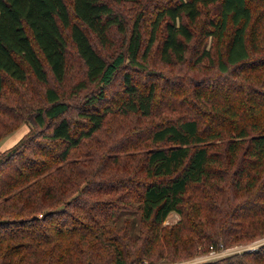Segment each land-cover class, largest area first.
<instances>
[{"label": "trees", "instance_id": "1", "mask_svg": "<svg viewBox=\"0 0 264 264\" xmlns=\"http://www.w3.org/2000/svg\"><path fill=\"white\" fill-rule=\"evenodd\" d=\"M69 1L73 11L68 0H0V96L9 78L24 82L30 73L38 82L49 83L51 71L57 81L63 82L68 62L64 28H69L87 65L88 79L97 86L96 93L85 96L86 104L103 99L108 86L128 63L130 68L124 72L127 97L120 109L123 113L150 115L156 86L140 90L131 69L142 67L160 30L163 59L184 62L204 8L213 7L216 15L209 19L205 33L217 41L218 66L225 74L223 89L234 88L251 97L242 103L241 112L230 103L223 106V127L203 125L198 116L180 117L156 126L151 138L164 145L153 146L146 153L148 179L135 209L140 210L141 222L156 228L155 238H159L171 211L189 216V189L209 183L217 185L219 181H213V177L218 176L223 184L211 185L213 198L207 189L200 188L204 189L201 197L209 203L216 199L217 192L223 191V201L206 207L215 217L199 214L201 226L197 230L205 233L201 244L205 249L220 248L232 240L263 234L264 57L254 59L253 54L260 48L261 37L264 41V0H173L155 13L143 50L142 19L138 16L127 48L110 60L96 48L87 28L105 45L110 42L112 26L126 32V18L106 0ZM223 43L226 44L222 50ZM205 57H214L210 47L204 48L199 60ZM254 93L258 97L252 96ZM44 99L46 103L35 108L33 118L41 127H51V131L26 135L0 153V264H130L116 236L120 233L114 230L118 228L120 213L134 201L121 198L100 203L93 210L80 203L83 212L63 210L88 182L87 178L80 180L87 171L71 159L72 152L103 128L111 107L82 108L79 114L90 123L76 133L66 115L71 104L60 91L48 86ZM225 135L230 136L226 144L223 142L226 148L222 176L218 175L221 169L216 168L222 165V155L215 148V140L224 139ZM242 192L250 193L239 201ZM124 201L130 203L118 204ZM190 206L195 212L203 208L200 203ZM110 208L115 211H108ZM211 226L221 237L212 235L208 229ZM100 246L108 248V261L103 259ZM151 248L150 245L146 250ZM203 264H264V243Z\"/></svg>", "mask_w": 264, "mask_h": 264}, {"label": "rangeland", "instance_id": "2", "mask_svg": "<svg viewBox=\"0 0 264 264\" xmlns=\"http://www.w3.org/2000/svg\"><path fill=\"white\" fill-rule=\"evenodd\" d=\"M106 1L126 18V32L121 31L116 25L112 26L110 42L104 45L94 33L88 28L87 30L99 52L110 60L122 49L127 48L133 22L138 16L142 19L143 50L150 36L151 21L155 13L161 6L173 0ZM68 3L73 11L72 3L69 0ZM72 15L73 19H76L74 13ZM214 15L216 12L213 7L204 8L196 24V35L190 43L187 59L184 62H166L163 59L161 52L163 31L160 30L147 60H143L142 67L131 69L140 90L146 91L151 85L156 86L153 112L150 115L133 111L123 113L120 109L121 103L127 97L124 72L130 68L128 63L120 69L114 81L108 86L103 99L95 104H86L85 96L96 93L97 86L88 79L87 65L78 53L69 28H64L68 42V62L67 74L63 82L57 81L51 71H49V83L38 82L30 73L29 78L24 82L9 78L4 93L0 96V153L26 135H43L51 131V127H41L33 118L35 108L46 103L44 91L48 86H55L70 102L71 106L66 115L71 119L72 129L76 133L90 123L87 118L79 114L82 108L102 110L106 106L111 107L103 128L86 138L72 152L71 159L80 162L87 171L80 175V180L87 178L88 182L72 200V204L66 203L63 210L83 212L78 205L80 203L92 209L100 203L104 205L109 201L117 202L121 198L134 201L131 207L125 208L126 210L120 213L116 224L118 228L114 230L120 233L116 236H118L119 245L127 253L130 264H203L244 249H256L264 243L263 233L251 238L232 240L227 243L228 245H222L220 248L212 246L205 249L206 247L201 244L205 240L203 237L205 233L197 230L201 226L198 222L201 217L199 214L207 213L215 217L214 213L206 207L217 200L223 201V191L217 192L216 199L209 203L208 199L201 197L204 189L200 188L207 189L213 198L215 192L211 185L220 187L223 184L218 176L213 177V181H219L217 185L209 183V186L189 189V202L186 203L189 216L185 215V217L178 211H171L164 222L165 232L163 230L159 238H155L156 228L148 225L149 223L141 222L140 210L135 209L139 192L143 190V183L148 179L145 165L146 153L153 146L164 145V142H155L151 138L150 134L156 126L176 121L180 117L195 116L200 118L203 125L207 123L212 126H222L223 106L230 103L241 112L244 109L242 103L249 102L251 95L244 96L234 88L223 89L225 74L218 66L217 41L205 33L209 27V19ZM260 42V48L253 54L254 59L264 57L263 37ZM225 44L221 46L222 50ZM205 47L212 49L214 57L199 60ZM230 79L235 80V78ZM81 81L85 82L79 84ZM252 96L258 97L256 93ZM229 136L225 135L226 140L223 137L215 140L216 143L218 141L215 148L222 155V165L216 168L221 169L218 175L222 176L223 150L225 151L226 148L223 142L226 144ZM249 193L242 192L238 200L248 197ZM128 201L118 204L126 203L124 205H127L130 203ZM191 203L196 205L200 203L203 208L195 212V209L190 206ZM64 211L63 213H66ZM108 211H115V209L110 208ZM122 224L124 226L119 227ZM208 229L211 230L212 235L220 236L218 230H214V226ZM178 235L181 237H177ZM113 241H115L114 238ZM150 245L152 248L147 251L146 248ZM105 247L100 246L98 249L102 252L103 259L108 261L109 256L106 252L108 248ZM112 248L113 246H109V249ZM109 262H111L110 259Z\"/></svg>", "mask_w": 264, "mask_h": 264}]
</instances>
